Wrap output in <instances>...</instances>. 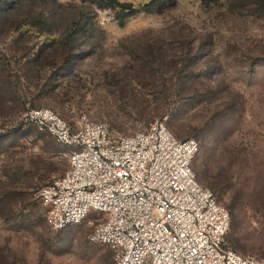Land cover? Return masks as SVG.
I'll use <instances>...</instances> for the list:
<instances>
[{
	"label": "rangeland",
	"instance_id": "374dc122",
	"mask_svg": "<svg viewBox=\"0 0 264 264\" xmlns=\"http://www.w3.org/2000/svg\"><path fill=\"white\" fill-rule=\"evenodd\" d=\"M116 12L0 0V264H114L88 240L98 212L60 230L47 222L38 191L68 149L20 123L39 107L120 136L161 120L195 138L196 180L230 215L226 242L264 258V0H175L122 22Z\"/></svg>",
	"mask_w": 264,
	"mask_h": 264
},
{
	"label": "built area",
	"instance_id": "2783aa9c",
	"mask_svg": "<svg viewBox=\"0 0 264 264\" xmlns=\"http://www.w3.org/2000/svg\"><path fill=\"white\" fill-rule=\"evenodd\" d=\"M20 123L68 149L67 168L38 191L52 229L94 210L88 240L108 245L114 264H264L226 242L230 215L196 180L195 138H175L161 120L120 136L86 114L69 122L46 107Z\"/></svg>",
	"mask_w": 264,
	"mask_h": 264
},
{
	"label": "trees",
	"instance_id": "16d2710c",
	"mask_svg": "<svg viewBox=\"0 0 264 264\" xmlns=\"http://www.w3.org/2000/svg\"><path fill=\"white\" fill-rule=\"evenodd\" d=\"M79 1L90 3L91 5L99 9H107V8L115 9L117 10L116 12L117 19L119 20V22H122L125 16H128L130 13L153 12V11L160 12L166 5L173 3L175 0H150L142 4L138 8L133 7V5L130 3H123L118 0H79ZM192 167H193V163H192Z\"/></svg>",
	"mask_w": 264,
	"mask_h": 264
}]
</instances>
